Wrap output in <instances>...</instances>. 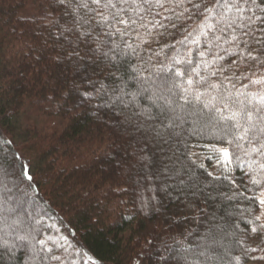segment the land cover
Returning <instances> with one entry per match:
<instances>
[{"label":"trees","instance_id":"16d2710c","mask_svg":"<svg viewBox=\"0 0 264 264\" xmlns=\"http://www.w3.org/2000/svg\"><path fill=\"white\" fill-rule=\"evenodd\" d=\"M66 19L58 0H0V137L10 141L6 153H16L33 177L25 184H32L28 202L43 213L36 228L52 248L45 255L61 258L35 264L261 261L264 225L257 217L264 171L258 162L264 158L221 143L210 127L194 135L191 121L163 141L137 127L131 108L97 107L99 98L82 103L80 92L90 90L86 80L106 77L108 70L103 63L77 67L69 58L72 49L59 38ZM168 33L148 37L151 43L140 51L163 49L159 59L168 64L170 45L184 51L178 43L184 33ZM191 47L198 62L195 49L202 45ZM80 55L87 61L83 45ZM214 146L233 154L227 171ZM165 167L167 174L159 171ZM0 264L34 262L20 251L0 252Z\"/></svg>","mask_w":264,"mask_h":264},{"label":"snow or ice","instance_id":"6c2138e0","mask_svg":"<svg viewBox=\"0 0 264 264\" xmlns=\"http://www.w3.org/2000/svg\"><path fill=\"white\" fill-rule=\"evenodd\" d=\"M58 2L70 17L59 36L72 49L69 58H75L77 67L103 63L108 70L106 77L86 80L90 90L80 92L82 103L99 98L97 107H120L121 112L131 108L138 117L137 127L154 132V138L163 141L178 136L177 129L191 121L194 135L210 127V134L218 136L221 143L264 158V0ZM169 28L184 33L178 41L184 51L170 45L172 52L164 53L168 64L159 59L163 49L151 54L140 51L151 43L148 37L170 34ZM65 32L71 33L72 39ZM192 44L202 45L195 49L198 62L192 59ZM81 45L87 61L80 55ZM145 72L150 74L142 75ZM9 143L0 137V252L9 256L23 252L34 264L59 259L54 254L45 255L52 253V248L48 240L38 238L43 234L35 227L39 219L33 220L35 214L27 210L32 184H25V179L32 181L33 177L16 153H6L4 145ZM245 143L248 148H244ZM213 152L227 171L233 154L228 148L215 146ZM235 158L240 159L238 155ZM258 163L264 171V162ZM170 170L165 167L159 171L167 174ZM207 175L213 176L210 172ZM259 204L264 205V199ZM202 246L213 251L210 244Z\"/></svg>","mask_w":264,"mask_h":264},{"label":"rangeland","instance_id":"374dc122","mask_svg":"<svg viewBox=\"0 0 264 264\" xmlns=\"http://www.w3.org/2000/svg\"><path fill=\"white\" fill-rule=\"evenodd\" d=\"M260 199H264V191L262 192ZM28 203H27V208H30L28 211L33 212L35 214L32 219L33 220H35L37 218L39 219V223L35 224V227L39 228L41 226V224H43V217H42L43 213L38 208H36L31 202H28ZM259 219H260L261 223L264 225V205L261 206V210L259 212ZM258 256H259L261 261H257V263H255V264H264V253H262V254L260 253ZM58 260H61V258L59 257ZM58 263H59V261H58ZM173 264H184V262L180 260L178 262H176V261L173 262Z\"/></svg>","mask_w":264,"mask_h":264}]
</instances>
